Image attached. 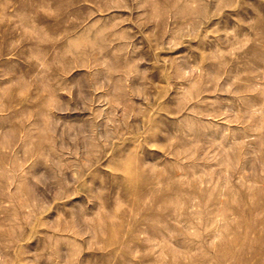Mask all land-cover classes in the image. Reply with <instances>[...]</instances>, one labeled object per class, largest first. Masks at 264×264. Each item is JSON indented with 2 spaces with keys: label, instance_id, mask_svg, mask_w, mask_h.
Returning <instances> with one entry per match:
<instances>
[{
  "label": "rangeland",
  "instance_id": "374dc122",
  "mask_svg": "<svg viewBox=\"0 0 264 264\" xmlns=\"http://www.w3.org/2000/svg\"><path fill=\"white\" fill-rule=\"evenodd\" d=\"M0 264H264V0H0Z\"/></svg>",
  "mask_w": 264,
  "mask_h": 264
}]
</instances>
